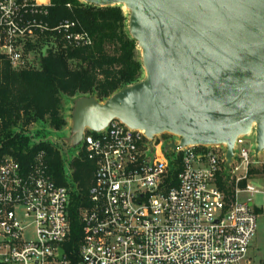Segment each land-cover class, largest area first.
<instances>
[{
	"label": "built area",
	"instance_id": "1",
	"mask_svg": "<svg viewBox=\"0 0 264 264\" xmlns=\"http://www.w3.org/2000/svg\"><path fill=\"white\" fill-rule=\"evenodd\" d=\"M51 7V0H0V56L13 68L42 39L72 50L93 46L78 21L52 27ZM163 138L150 142L117 120L100 133L85 131L82 153L95 172L75 250L67 249L71 193L55 183L44 153L28 170L0 160V264H249L257 216L253 202L238 196L258 191L239 187L254 164L246 137L236 141L229 167L224 146H187L169 158L165 146L179 140ZM224 173L235 181L233 198L217 185Z\"/></svg>",
	"mask_w": 264,
	"mask_h": 264
},
{
	"label": "water",
	"instance_id": "2",
	"mask_svg": "<svg viewBox=\"0 0 264 264\" xmlns=\"http://www.w3.org/2000/svg\"><path fill=\"white\" fill-rule=\"evenodd\" d=\"M81 1L128 11L144 78L104 102L74 100L69 136L45 140L66 161L86 130L100 133L115 120L150 142L177 138L165 153L224 146L227 167L238 138L254 135L255 156L264 153V0Z\"/></svg>",
	"mask_w": 264,
	"mask_h": 264
},
{
	"label": "trees",
	"instance_id": "3",
	"mask_svg": "<svg viewBox=\"0 0 264 264\" xmlns=\"http://www.w3.org/2000/svg\"><path fill=\"white\" fill-rule=\"evenodd\" d=\"M51 3L50 25L78 21L92 37L93 46L72 50L59 39L53 43L42 39L29 44L25 64L18 68L0 56V160L13 158L28 170L35 157L44 153L55 183L71 193L67 249L75 250L82 238L80 210L87 205L94 164L81 152L66 165L62 149L45 140L51 132L68 128L67 104L80 97L104 102L143 80L144 70L141 52L129 34V15L124 14L122 7L99 8L78 0ZM180 170L173 173L174 185ZM257 174L260 172L251 169L249 177ZM246 183L241 182L240 188H245ZM217 185L228 197H234L235 181L228 173L219 176Z\"/></svg>",
	"mask_w": 264,
	"mask_h": 264
},
{
	"label": "rangeland",
	"instance_id": "4",
	"mask_svg": "<svg viewBox=\"0 0 264 264\" xmlns=\"http://www.w3.org/2000/svg\"><path fill=\"white\" fill-rule=\"evenodd\" d=\"M78 1L80 3H83L81 0H78ZM122 11L124 12L126 16L129 15L128 11L124 7H122ZM72 107H73L72 103L67 104L66 106V109H67L66 115L68 117V123H69L68 128L64 129L61 132H51L48 138L54 139V141L59 142L62 139L69 136L70 128L72 125L71 123ZM163 139H164V144L165 143L167 144L168 142H171L172 140H174L173 137L163 138ZM245 140L247 141L246 148L249 149L250 157L254 162L250 170L254 169L260 172V174H257L253 177H249L246 183V185L251 183L254 189L258 192L254 194L241 193L238 196V200L241 203H246L248 201L253 202V210L255 211L256 216H257V231L250 245L249 253L247 256V261H249V264H264V172H263L264 171V153H261L259 156H255L256 148H255L254 137H246ZM82 151H83L82 145H80L76 149H70L68 151L70 160L66 161V163L69 165V163L73 161V159L78 157V154L81 153ZM238 152H239V149L237 153ZM168 156L169 158H174L175 154L172 152H169ZM240 189H244V188H240Z\"/></svg>",
	"mask_w": 264,
	"mask_h": 264
}]
</instances>
